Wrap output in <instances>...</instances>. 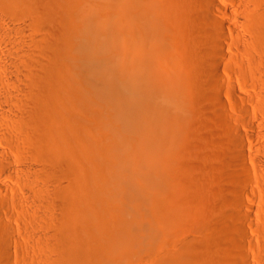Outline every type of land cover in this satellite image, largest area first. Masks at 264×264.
Returning <instances> with one entry per match:
<instances>
[{
  "label": "bare ground",
  "instance_id": "obj_1",
  "mask_svg": "<svg viewBox=\"0 0 264 264\" xmlns=\"http://www.w3.org/2000/svg\"><path fill=\"white\" fill-rule=\"evenodd\" d=\"M155 1L0 0V180L12 178L16 174L14 165L18 166L22 188L19 187L28 201L32 199L29 222L46 229L41 236L36 234L39 238L34 241L42 240L47 264H112L109 258L113 253L141 252L153 242L156 248L155 242L160 241L157 234L163 232L162 228L144 234L128 217L139 210L141 199L151 205L161 199L174 164L173 147L178 146L171 143L181 140L170 137V127L178 122L176 126L184 131L189 117L183 110L188 84L182 58L170 34L172 28L163 23ZM185 1L193 22L187 28V44L199 89L201 116L212 103L219 112L214 121L228 129L231 117L217 91L221 71L253 74L260 87L259 106L264 109V0H251L256 8L238 19L240 28L228 27L216 18L214 12L220 10L216 0ZM225 30L235 39L228 40ZM243 83L247 84L246 78ZM230 90L238 96L232 83ZM247 98L250 101L252 96ZM171 116V120H177H170L172 125ZM242 141L240 135L221 139L223 147L231 149L238 171L231 174L232 180L246 197L249 187L243 177ZM77 177L89 178L90 197L84 196V191H73L80 188L75 187L77 181L71 188ZM4 187L0 186L1 193L12 189ZM81 198L89 206L77 207V221L74 216L67 217L64 211L73 210L71 205L76 207ZM240 198L235 199L236 208L243 206L252 213L253 208ZM0 200L1 205L15 211L9 198ZM242 210L232 214L237 212L239 217ZM248 215L242 211L241 217L233 216L234 222L241 218L243 224L252 223ZM222 224L221 233L209 227L214 229L210 237L206 232L209 240L198 243L199 239H195L197 244H190L188 252L183 250L186 254L179 255L176 263L173 255L172 260L169 255V261H157L161 251L156 248L155 256L154 247L147 250L149 262L264 264V242L259 251L257 240L250 238L242 224L236 231L243 243L234 246L229 239L230 226L228 232ZM0 241V254L14 248L7 236ZM36 247L33 246L37 250ZM204 248L207 252L199 253ZM147 253L143 256H149Z\"/></svg>",
  "mask_w": 264,
  "mask_h": 264
},
{
  "label": "rangeland",
  "instance_id": "obj_2",
  "mask_svg": "<svg viewBox=\"0 0 264 264\" xmlns=\"http://www.w3.org/2000/svg\"><path fill=\"white\" fill-rule=\"evenodd\" d=\"M155 2H156L155 8L159 16L161 17L163 23L164 24L168 23L169 27L172 28V32L170 34L172 38H174V43L176 45L175 48L178 50L182 58L181 59L182 66L186 73L185 78L188 84L187 90L185 91L186 97L184 98L183 110L187 113V116L189 117V122L187 124V127L184 129V131L180 130L181 128L180 127L178 128V125L176 126V124H178L177 120H171L173 119V117L174 118L177 117L176 114H175L176 117L173 116L175 112L174 113L172 112L173 117L171 116L172 118L171 117L169 118V123L171 125L174 122H177V123H175V126L172 125V127H170L171 129L170 137L175 139L178 136V138H181V140L179 139L180 140L179 141L177 138L180 144L178 142L171 143L175 145L177 143L178 148L173 147L175 159H173L172 163L174 164L170 168L171 169V171L169 172L170 178L168 177L167 183L165 182V185H164L165 189L164 191H161L162 192L160 193L161 199L157 202V204L151 205L147 201L141 199L142 205L139 206L140 207L139 210L136 212L133 211L132 215L128 217L130 218L129 221H131V223L135 227H137L139 230H141L144 234H149L151 231H153V229L155 230L157 227H158L157 229L162 228L163 232L160 234L158 232L159 235L157 234V238L158 236H161L159 239H157L160 241H158V244L155 242L156 248L158 249L159 252L161 251L160 255L158 254L159 252H157L159 256L158 255L156 256L155 252L157 251V249L155 248V245L153 242V245L152 244L147 245L146 249H143V251L141 252L126 254V255H117L116 253H113L111 254L109 259L112 262V264H153V262L151 261L149 262L150 259H148V257H150L149 255L150 252L148 251L147 253V250H151V247H154L155 251L154 250L152 251L154 252L153 254L156 257H159L157 258L158 259L157 261H162V262L164 260L169 261V260H172L174 257H176L174 258L175 263H176L177 259L180 258L184 254V251L188 252V250H186L187 247L188 249H190L192 245L197 241V239H199V241H197L198 243L199 242L201 243L202 241L207 242V240H209L208 238H206L208 236L206 232H208L209 234L208 237L211 236L210 234L212 233L214 229L215 231L213 232L216 233L218 230V232L220 231L221 233L220 223L221 224L224 223V226L227 227L225 229L226 230L228 229L227 230L228 232L230 228V232H229L230 238L229 239L234 243V246L239 247L240 245H242L243 242L239 239V237H237L238 235H237L236 230L239 227L238 225H242L243 224L242 222H245V221H242L241 218L239 221L241 222V224H239L238 222L239 220L238 218L241 217L240 215L242 214V211H243V215H245V213L247 215L250 214L249 218H251L250 220H252V223L251 221L250 222L247 221L246 224L244 223L243 224L244 227L242 226V228H244V230L247 231L250 238L252 237L253 239L257 240L256 241L258 242L257 248L260 251L261 249H263L262 242H264L262 241L264 237L263 238L260 237V234L264 233V230H263L264 229V109L260 108L259 106L260 101L257 98L260 92V87L258 83H256L255 80L253 79V74H251L250 72L246 71V74L244 73L242 76L237 72L226 74L223 71H221L220 79H219L221 87L217 91L220 94H222L223 99H224V110L227 111V113L229 114V117H231V121L229 122L230 123L229 128L226 129L225 127L221 126L219 123H216V121H214V117L215 116L217 117L219 112L217 108L212 105V103L209 104L210 107L207 108V111L203 113L205 115L202 114L201 116V111H200L199 102H198L199 101V89L195 83V77L192 73L193 72V69L191 68L192 61L189 56L190 46L189 44H187V38L189 37L187 28L190 25V23H193L191 12L187 8L185 0H156ZM216 2L218 3L220 10L214 12V15L216 16L218 20L224 22L228 27L238 28L239 27L238 19L243 18L246 14H249L256 8L254 7L251 0H216ZM239 31L242 32L241 29H239ZM224 32L228 40L235 39L234 35L230 33L229 31L225 30ZM243 36H245V32ZM241 56L244 57L242 54ZM247 70L249 71V68ZM244 78L247 79V84L243 83ZM231 83L234 84V86L236 87L237 92L239 93L238 96L242 97L241 99L237 95L231 92L230 90ZM248 96H252V99L250 101L247 100ZM124 109L126 110V108ZM128 110L129 109H127V111ZM170 120L172 123L170 122ZM112 127H113V123H112ZM175 128L177 129L176 131H175ZM237 135L241 136L243 140L242 142L244 144L243 145L244 152L242 154V159L244 160L245 165L243 167L244 175L243 174L242 175L249 187L248 188L249 192H248V195H246V197L242 195L241 193H239V190L237 191V185H236L237 183L233 181L234 179L232 180L233 178L232 175H234L238 171L235 170V167L233 165V161H232L233 154H231L230 152L231 149L229 150L225 146L223 147L222 145L223 143L221 142V139L226 136H237ZM227 152H230L229 153L230 156L228 155ZM221 167L224 169V171H222L223 169ZM215 168H218V169H215ZM219 168L221 169V171H219L220 170ZM14 169L16 171H14L13 173H16V174L12 176V178L10 179L6 178L3 180H0V186L2 187L11 186L12 187L11 190L6 188L5 193L0 192V199L6 196L7 198L11 200L12 203H14V206L16 207L15 211H11L7 207H4L3 205L0 204V227H1L0 228V240L2 239L3 236H7L12 242V244L14 243V248L8 250L9 251V252L7 251L8 253L3 251L2 253L4 254L2 253L0 254V260H1L0 264H32V263L33 264H47L46 261L44 262L45 260L44 255H46V253H44L45 252L43 251L44 249L41 248L42 240L39 239L41 240L39 241L37 239L38 240L37 244H36L37 240L34 241V239H36V237H38L39 235L41 236L42 231L45 232L46 229L44 228L45 230H42L43 228L42 226L39 225L40 227H38L37 224L35 225V224L30 223L31 218L29 217L30 215L33 214L32 213L33 207H32V204H30L32 203V199H29L28 201L25 198L23 194V190L21 189L22 185L21 183H19V180H20L19 178H21V175L17 171L18 166L14 165ZM190 169H192V171ZM198 171L199 172L203 171V172L202 173L200 172V175H199ZM226 175L228 177H226ZM229 175L232 176L231 180L229 178L230 177ZM87 178L88 177H84V178L77 177L76 180H74V182L72 181L73 184H71L72 185L71 188H75L79 186L80 188H76L78 190L73 189V191L74 192L79 191V190L81 192L84 191L83 193L84 196L90 197L92 193V188L89 183V178L88 179ZM214 180L215 182H213ZM75 181H77L78 184ZM210 182H212L211 185H210ZM75 183L77 184L76 186H75ZM207 183L211 187L208 188ZM19 185H21V188L19 187ZM84 185L86 186V188L84 187ZM201 185H202V188H201ZM213 185L215 187H213ZM217 185H220L218 187H220L221 189L218 188ZM211 188L212 189L215 188L216 189L215 192L217 194H215L214 189L212 190ZM224 188H226V190ZM210 190H212L213 192ZM88 191L91 193H89ZM164 192H167V193L165 194ZM212 193L214 195H212ZM230 193L233 195L236 193V196L235 195L232 196ZM206 196L209 198H207ZM213 196L214 197L216 196V197L213 199ZM222 196H223V199H222ZM238 196L239 198L240 197L242 198L243 202L245 203L244 205L248 204L247 206L250 205L249 207L253 208L252 213L248 212V210L247 211L244 210L245 208H243V206L241 207L243 208V210L241 208L240 209L236 208L238 207L236 205L238 200H235V199ZM83 201H85V199L81 198V200H77V203L79 202L77 204L78 206L76 205L75 207V205H71L73 210H71L70 208L68 209V211L66 212L64 211V214L65 215L67 214L66 216L69 218H72L71 216H74L77 221L78 218L80 217L78 208L82 207V209H86V207L89 206L88 201L87 202L86 201L83 202ZM220 202H222L223 204H221ZM214 204L216 205L214 206ZM227 205L229 207L231 206L233 207H231V209H227L229 208ZM73 206L75 209L77 207L78 208L75 210ZM156 207H159L158 209L160 210V212L156 209ZM205 210L208 211V213H206ZM235 210L238 211V213H239V210H242L240 212L241 214L239 215V217H238L237 212L232 214V211H235ZM34 211L35 213H37L36 210ZM71 212H72V215H70ZM50 213L53 214V212L51 211ZM158 213H160V216ZM73 214H76V215H73ZM235 214L237 216H235ZM222 215L226 217H222ZM210 216H212V218ZM233 216L235 218L238 217L236 219L238 222L237 223L238 225L235 224L236 220L234 222L235 218ZM75 218L72 219L73 222H75ZM225 223H230V224L232 223L233 225L226 224L227 225L226 226ZM248 223L249 224L251 223V225H249ZM202 225H203V228L205 227L204 228L205 230L202 228ZM211 226L212 228L214 226V229L211 230L209 228ZM201 229H203L202 230L203 232L201 231ZM210 230H211V233H209ZM233 230L235 231V233ZM200 232L202 235L200 234ZM36 234L38 236H35ZM31 235L32 236L34 235V237H32ZM171 236L172 238H170ZM177 241L179 242L177 243ZM236 241H237V244H236ZM1 242L2 241H0V245L3 243ZM175 242L177 243V246L173 245L175 244ZM170 244L174 247L170 246ZM33 246L34 247L37 246L36 247L37 250L33 248ZM35 250L37 252H35ZM171 250H173L172 251L173 254L170 253ZM152 251H151V254H152ZM206 252L207 250H205V248L199 251V253L201 254H204ZM145 253H147L149 256H143L145 255ZM169 255L170 257L168 258L169 259L168 260L167 257ZM171 255H173L172 259H171ZM179 255L181 256L179 257ZM40 256L41 258H39ZM144 258L145 260L146 259L147 260L145 261ZM217 260L220 261L221 259H217ZM187 263L191 264L189 260H187ZM180 264H182V261ZM184 264H186V262H184Z\"/></svg>",
  "mask_w": 264,
  "mask_h": 264
}]
</instances>
